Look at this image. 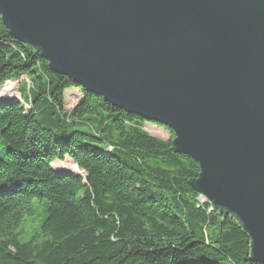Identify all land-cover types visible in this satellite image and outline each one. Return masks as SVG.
<instances>
[{
  "label": "trees",
  "instance_id": "16d2710c",
  "mask_svg": "<svg viewBox=\"0 0 264 264\" xmlns=\"http://www.w3.org/2000/svg\"><path fill=\"white\" fill-rule=\"evenodd\" d=\"M10 81L21 99L0 103V264H264L238 221L200 200L199 164L173 136L53 71L0 14ZM70 88L83 96L67 111ZM67 158L84 174L53 168Z\"/></svg>",
  "mask_w": 264,
  "mask_h": 264
},
{
  "label": "water",
  "instance_id": "95a60500",
  "mask_svg": "<svg viewBox=\"0 0 264 264\" xmlns=\"http://www.w3.org/2000/svg\"><path fill=\"white\" fill-rule=\"evenodd\" d=\"M56 73L172 131L264 263V0H0Z\"/></svg>",
  "mask_w": 264,
  "mask_h": 264
},
{
  "label": "rangeland",
  "instance_id": "374dc122",
  "mask_svg": "<svg viewBox=\"0 0 264 264\" xmlns=\"http://www.w3.org/2000/svg\"><path fill=\"white\" fill-rule=\"evenodd\" d=\"M26 79V78H23ZM83 96V90L79 88H70L65 92V107L67 111H71L72 108L78 103ZM13 99H21V82L10 81L4 86L0 87V103L11 101ZM145 129L152 135L164 140L172 138V133L164 126L154 124L151 122L145 123ZM53 168L59 172H69L73 174H84L82 171H78L77 166L67 158L65 161H56L53 163Z\"/></svg>",
  "mask_w": 264,
  "mask_h": 264
}]
</instances>
